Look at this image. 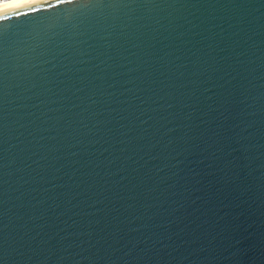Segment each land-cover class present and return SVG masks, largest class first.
Listing matches in <instances>:
<instances>
[{
	"label": "water",
	"instance_id": "1",
	"mask_svg": "<svg viewBox=\"0 0 264 264\" xmlns=\"http://www.w3.org/2000/svg\"><path fill=\"white\" fill-rule=\"evenodd\" d=\"M0 264H264V0L0 7Z\"/></svg>",
	"mask_w": 264,
	"mask_h": 264
},
{
	"label": "bare ground",
	"instance_id": "2",
	"mask_svg": "<svg viewBox=\"0 0 264 264\" xmlns=\"http://www.w3.org/2000/svg\"><path fill=\"white\" fill-rule=\"evenodd\" d=\"M21 1H25V0H0V7L13 4V3H17V2H21Z\"/></svg>",
	"mask_w": 264,
	"mask_h": 264
}]
</instances>
